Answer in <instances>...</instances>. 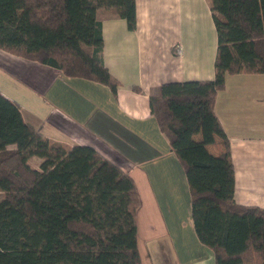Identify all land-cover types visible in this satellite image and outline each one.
Instances as JSON below:
<instances>
[{
	"label": "trees",
	"instance_id": "1",
	"mask_svg": "<svg viewBox=\"0 0 264 264\" xmlns=\"http://www.w3.org/2000/svg\"><path fill=\"white\" fill-rule=\"evenodd\" d=\"M98 9L136 26L135 0H0V48L115 91ZM210 9L214 76L162 83L150 111L184 168L194 231L215 264H264V207L234 200L229 140L214 111L226 73H264V0H210ZM217 139L214 154L207 146ZM34 155L39 169L28 163ZM0 194V264H141L130 174L90 145L48 138L1 91Z\"/></svg>",
	"mask_w": 264,
	"mask_h": 264
},
{
	"label": "crops",
	"instance_id": "2",
	"mask_svg": "<svg viewBox=\"0 0 264 264\" xmlns=\"http://www.w3.org/2000/svg\"><path fill=\"white\" fill-rule=\"evenodd\" d=\"M135 9L132 30L119 15L97 10L101 56L119 81L115 91L1 48L0 91L48 138L90 145L130 174L140 198L137 240L141 224L142 234L163 250L173 245L183 258L214 259L194 231L184 168L149 106V95L164 82L214 76L210 0H135ZM214 111L229 140L234 200L264 207V73H226ZM207 147L214 154L222 150L219 139Z\"/></svg>",
	"mask_w": 264,
	"mask_h": 264
},
{
	"label": "rangeland",
	"instance_id": "3",
	"mask_svg": "<svg viewBox=\"0 0 264 264\" xmlns=\"http://www.w3.org/2000/svg\"><path fill=\"white\" fill-rule=\"evenodd\" d=\"M35 158H31L28 163L31 167H37L39 169V158ZM147 236V233L142 234L140 224L137 246L139 250L141 264H215V260L213 259L212 255L210 256L200 254L198 256L192 255L187 258L185 256V258H183L173 245L172 249L163 250L161 249L157 239H154L152 236L147 238Z\"/></svg>",
	"mask_w": 264,
	"mask_h": 264
}]
</instances>
